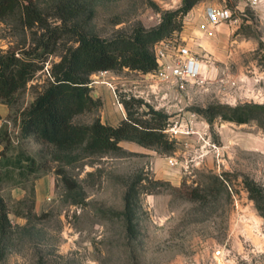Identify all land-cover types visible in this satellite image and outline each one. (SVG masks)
Listing matches in <instances>:
<instances>
[{"label": "rangeland", "instance_id": "374dc122", "mask_svg": "<svg viewBox=\"0 0 264 264\" xmlns=\"http://www.w3.org/2000/svg\"><path fill=\"white\" fill-rule=\"evenodd\" d=\"M32 1L41 21L28 26L20 12L0 19V52L13 50L42 65L10 105L7 152L33 156L38 169L20 178L23 186L3 184L14 233L5 241L0 264H264V109L246 122L219 115L208 120L203 112L210 103L264 105V0H198L188 9L181 27L170 34H201L204 48L196 39L189 42L210 63L183 88L128 67L91 73L90 91L101 104L77 114L76 122L99 116L117 124L126 117L123 100L141 98L131 111L137 117H148L149 107L166 113L164 131L174 140L172 150L121 140L119 152L89 154L76 148L79 157L71 162L51 159L47 143L19 133L20 112L49 79L51 63L76 43L65 33L53 52L42 54L41 41L62 22L53 13L54 0ZM85 1L93 9L88 31L104 38L131 34L139 24L152 27L165 11L182 4ZM207 5L229 7L231 20L199 30ZM97 82L105 89L96 90ZM63 175L79 184L80 195L66 187ZM38 181L49 188L36 206ZM13 185L23 189L20 198L11 196ZM32 185L28 209L30 201L19 200L30 195ZM77 195L80 200L72 201Z\"/></svg>", "mask_w": 264, "mask_h": 264}, {"label": "trees", "instance_id": "16d2710c", "mask_svg": "<svg viewBox=\"0 0 264 264\" xmlns=\"http://www.w3.org/2000/svg\"><path fill=\"white\" fill-rule=\"evenodd\" d=\"M198 0H182V4L173 10L165 11L160 22L145 28L137 25L131 34L117 33L104 38L88 31V24L93 15L85 0H54V15L62 22L55 25L49 38L41 41L42 54L55 50L57 39L65 33L74 35L75 44L67 46L60 58L49 67V79L36 93L34 98L20 112L19 133L22 136L33 135L50 147L51 159L71 162L79 157L74 149L84 153L119 152L121 140H132L158 151L174 148V140L164 131L167 114L149 107L148 117H137L131 111L133 102H142L141 98L124 99L126 117L117 124L102 121L95 116L90 122L74 120L75 116L101 104L99 97H93L89 82L92 72L99 70H117L122 67L149 72L156 67L152 45L156 40L169 36L181 27L182 16ZM21 13L22 21L32 26L41 21L40 10L32 0H0V19ZM180 18H176L177 14ZM84 15V17H83ZM43 25V24H42ZM24 54V53H23ZM42 65L26 55H17L13 50L0 52V100L11 105L14 93L25 87L27 81ZM264 109L256 103H237L230 106L224 103H210L204 109L208 120L216 115L224 119L246 122L254 112ZM0 259L4 254L5 241L14 233V226L9 217L7 200L2 194L3 184L24 185L27 172L38 169L36 159L19 150L15 154L7 151L11 146L7 124L0 126ZM63 172V170H61ZM19 175V178L15 174ZM21 176V177H20ZM139 179V178H137ZM63 181L69 190L79 193V184L63 175ZM250 182L246 180L248 189ZM30 195L20 202L29 200L28 209L34 202V188L30 186ZM72 197L78 202L80 197ZM28 197V198H27ZM125 211L129 206V194H125ZM30 212V211H29ZM28 212V213H29Z\"/></svg>", "mask_w": 264, "mask_h": 264}, {"label": "built area", "instance_id": "2783aa9c", "mask_svg": "<svg viewBox=\"0 0 264 264\" xmlns=\"http://www.w3.org/2000/svg\"><path fill=\"white\" fill-rule=\"evenodd\" d=\"M250 1L255 3L257 0ZM229 20H231L229 7L225 5H207L197 23V27L199 30L204 31L220 22ZM201 38L202 35L198 33L190 37V35L183 34L181 31H174L169 36L156 40L152 45L156 67L148 74L157 81L173 84L179 88L185 87L188 81L199 79L201 74L209 68L210 60L205 54L198 56L189 39H196L197 46L204 48ZM108 71L107 69L99 70L101 73H107ZM89 85L91 84L89 83ZM173 131L175 130L173 129ZM170 162L173 163L171 159Z\"/></svg>", "mask_w": 264, "mask_h": 264}, {"label": "crops", "instance_id": "0c3cea01", "mask_svg": "<svg viewBox=\"0 0 264 264\" xmlns=\"http://www.w3.org/2000/svg\"><path fill=\"white\" fill-rule=\"evenodd\" d=\"M100 82L95 83L94 86L96 87V90L101 91V90L105 89V87L102 84H98ZM101 83H103V82H101ZM10 112H11V106L8 103L0 100V126L2 125V123L7 124V122L9 121L8 116H9ZM101 120L104 121L102 117H101ZM109 123H111V122H109ZM111 124H115V123L113 122ZM2 147H3V145L0 142V150L2 149ZM48 188H49L48 182L45 185L43 184L42 181H40V183H39V181L36 183V206L39 204V202H41V200L45 194V191L48 190ZM10 189H11L10 194L12 197L20 198L24 194L23 189H21L19 186L13 185L10 187ZM9 217H10V213H9ZM10 219H11V217H10ZM11 221H12V219H11Z\"/></svg>", "mask_w": 264, "mask_h": 264}]
</instances>
